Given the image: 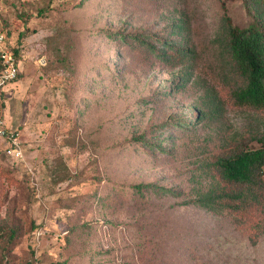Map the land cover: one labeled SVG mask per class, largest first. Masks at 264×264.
I'll return each mask as SVG.
<instances>
[{"label":"rangeland","instance_id":"obj_1","mask_svg":"<svg viewBox=\"0 0 264 264\" xmlns=\"http://www.w3.org/2000/svg\"><path fill=\"white\" fill-rule=\"evenodd\" d=\"M225 14L257 24L245 0H0L21 67L0 121L25 148L0 145V264H264V201L186 203L205 160L264 138L218 54ZM179 15L197 52L186 83L133 38L157 43Z\"/></svg>","mask_w":264,"mask_h":264},{"label":"trees","instance_id":"obj_2","mask_svg":"<svg viewBox=\"0 0 264 264\" xmlns=\"http://www.w3.org/2000/svg\"><path fill=\"white\" fill-rule=\"evenodd\" d=\"M245 2L257 24L238 28L225 14L215 41L218 54L228 66L234 80V101L239 106L259 110L264 109V0ZM190 32L187 19L179 15L175 16L170 24L169 37L157 38V43L141 38L142 35H133V38L159 60L180 64L184 68L180 79L185 78L186 83L197 53L195 48L185 41ZM4 34L6 46L17 56L20 75L18 51L10 43L7 34ZM126 37L125 34L119 35L122 40ZM4 93L5 91L1 93L0 101ZM205 116L206 114L201 112L199 117L202 119ZM137 138L143 140L144 136ZM260 140V147L251 148L246 144L237 143L217 155L213 161L205 160L197 181H194L191 197L186 203L220 213L226 210L242 212L261 204L264 201V138ZM133 187L141 195H144L145 189H158L154 184L144 183L134 184ZM161 191L163 194H176L174 190L161 188Z\"/></svg>","mask_w":264,"mask_h":264},{"label":"built area","instance_id":"obj_3","mask_svg":"<svg viewBox=\"0 0 264 264\" xmlns=\"http://www.w3.org/2000/svg\"><path fill=\"white\" fill-rule=\"evenodd\" d=\"M19 75L17 56L6 46V36L0 32V95L8 84L14 82ZM22 133L18 129H10L0 121V145H3L8 155L17 161L24 158Z\"/></svg>","mask_w":264,"mask_h":264}]
</instances>
